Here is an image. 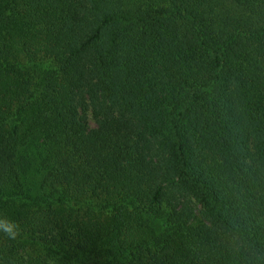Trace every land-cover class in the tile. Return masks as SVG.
<instances>
[{
	"label": "trees",
	"instance_id": "1",
	"mask_svg": "<svg viewBox=\"0 0 264 264\" xmlns=\"http://www.w3.org/2000/svg\"><path fill=\"white\" fill-rule=\"evenodd\" d=\"M0 264H264V0H0Z\"/></svg>",
	"mask_w": 264,
	"mask_h": 264
},
{
	"label": "clouds",
	"instance_id": "2",
	"mask_svg": "<svg viewBox=\"0 0 264 264\" xmlns=\"http://www.w3.org/2000/svg\"><path fill=\"white\" fill-rule=\"evenodd\" d=\"M21 233L22 229L17 222L0 216V234L14 241L17 240Z\"/></svg>",
	"mask_w": 264,
	"mask_h": 264
}]
</instances>
